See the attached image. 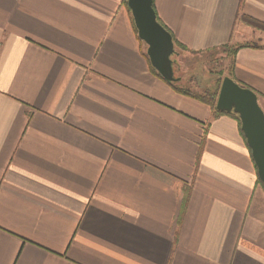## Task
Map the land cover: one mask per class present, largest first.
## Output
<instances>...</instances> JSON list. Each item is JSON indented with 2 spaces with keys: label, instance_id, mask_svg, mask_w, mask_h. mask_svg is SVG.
I'll return each instance as SVG.
<instances>
[{
  "label": "crops",
  "instance_id": "obj_1",
  "mask_svg": "<svg viewBox=\"0 0 264 264\" xmlns=\"http://www.w3.org/2000/svg\"><path fill=\"white\" fill-rule=\"evenodd\" d=\"M189 50L241 47L264 110V0H154ZM124 0H0V264H264L238 120L151 68Z\"/></svg>",
  "mask_w": 264,
  "mask_h": 264
},
{
  "label": "water",
  "instance_id": "obj_2",
  "mask_svg": "<svg viewBox=\"0 0 264 264\" xmlns=\"http://www.w3.org/2000/svg\"><path fill=\"white\" fill-rule=\"evenodd\" d=\"M154 0H127L138 36L147 44L151 65L169 82H178L173 54L176 52L172 33L158 20ZM216 109L238 115L241 130L251 150L259 179L264 184V110L256 91L243 86L231 76L222 79Z\"/></svg>",
  "mask_w": 264,
  "mask_h": 264
},
{
  "label": "rangeland",
  "instance_id": "obj_3",
  "mask_svg": "<svg viewBox=\"0 0 264 264\" xmlns=\"http://www.w3.org/2000/svg\"><path fill=\"white\" fill-rule=\"evenodd\" d=\"M172 59L176 76L181 77L180 84L216 105L222 79L230 72L232 58L218 50L191 53L176 49Z\"/></svg>",
  "mask_w": 264,
  "mask_h": 264
},
{
  "label": "trees",
  "instance_id": "obj_4",
  "mask_svg": "<svg viewBox=\"0 0 264 264\" xmlns=\"http://www.w3.org/2000/svg\"><path fill=\"white\" fill-rule=\"evenodd\" d=\"M124 3L126 4V6L128 7V4H127V0H124ZM153 6H154V8H155V5H154V3H153ZM155 11H156V9H155ZM157 14V13H156ZM157 18H158V16H157ZM158 20H159V18H158ZM160 21V20H159ZM134 22V21H133ZM161 22V21H160ZM162 23V22H161ZM250 23L253 25V26H255V27H257V28H261V29H264V24H262V23H259V22H257V21H253V20H250ZM135 25V24H134ZM165 26V25H164ZM166 27V26H165ZM167 28V27H166ZM168 29V28H167ZM136 31H137V29H136ZM173 35V34H172ZM173 39H174V43H175V48L177 49V50H182V51H189V52H191V53H201V52H207V51H195V50H189L186 46H184L183 44H181L175 37H174V35H173ZM243 46H246V45H238V46H235V45H223V46H220V47H217V48H214V49H210V50H208V51H212V50H218V51H222L223 53H225L226 54V56H228V57H231L232 58V61H231V63L233 62V60H234V57H235V55H236V53H237V51L241 48V47H243ZM151 65V64H150ZM151 68H152V70L154 71V73H156L159 77H161V78H163L162 77V75L151 65ZM230 74H231V64H230V72H229ZM229 76H231V75H229ZM177 77H180V76H177ZM164 79V78H163ZM168 84H170L176 91H178V92H180V93H182V94H185V95H188V96H191V97H194V98H196V99H199V100H202V101H204V102H206V103H208V104H210L213 108H214V110H215V112H216V115H220V114H227V115H231V116H233V117H235L237 120H238V122H239V126H240V131H241V133H242V135H243V137H244V139L246 140V138H245V136H244V134H243V132H242V130H241V123H240V119H239V117H238V115L237 114H235V113H233V112H221V111H218L217 109H216V105L214 104V102H212V104L209 102L210 100H208V99H206L205 97H203L202 96V94H196V93H194V92H192L191 90H189L188 88H185V87H183L181 84H180V81H178V82H169V81H167L166 79H164ZM260 180V179H259ZM260 182H261V180H260ZM262 183V182H261ZM263 184V183H262ZM264 185V184H263Z\"/></svg>",
  "mask_w": 264,
  "mask_h": 264
}]
</instances>
